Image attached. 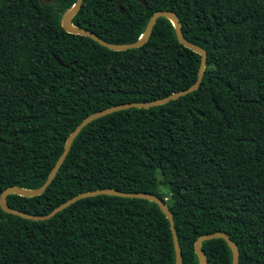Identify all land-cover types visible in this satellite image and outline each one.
<instances>
[{
  "label": "trees",
  "instance_id": "1",
  "mask_svg": "<svg viewBox=\"0 0 264 264\" xmlns=\"http://www.w3.org/2000/svg\"><path fill=\"white\" fill-rule=\"evenodd\" d=\"M47 1L0 0V194L42 186L89 115L186 90L198 74L200 56L167 19L140 48L115 52L62 29L76 0ZM118 1L82 0L72 24L128 44L152 14L171 11L206 52L200 86L90 122L44 193L9 195L7 205L42 216L88 191L155 194L173 216L182 264H199L194 243L215 232L236 244L239 264H264V0H122L123 14ZM201 248L208 264H232L223 240ZM174 263L169 222L147 200L85 198L46 221L0 208V264Z\"/></svg>",
  "mask_w": 264,
  "mask_h": 264
},
{
  "label": "water",
  "instance_id": "2",
  "mask_svg": "<svg viewBox=\"0 0 264 264\" xmlns=\"http://www.w3.org/2000/svg\"><path fill=\"white\" fill-rule=\"evenodd\" d=\"M136 1L139 2L140 4H142L144 7H146V4L144 3V1H142V0H136ZM121 2H122V0L118 1V9H119L120 13L123 14V10L121 8ZM43 3L48 4V1L42 0L41 4H43ZM81 5H82V0H76L74 5L72 6V8L62 16V18H61L62 29L69 34L80 35V36L90 38L91 40H93L94 42L99 44L100 46L107 48L111 51H115V52L140 48L141 46H143L148 41V39L151 35V32H152L153 26L155 25L156 21L159 18H164V19L169 20L174 27L177 42L179 44H181L183 47L188 48L189 50H191L192 52H194L200 56V65H199L196 81L193 85H191L186 90H182L179 92L172 93L169 96H166L162 99H158V100H154V101H150V102L120 104V105L109 107V108H106L104 110H101V111H98L96 113L89 115L84 120H82V122L79 125H77L76 128L67 137L65 144H64V147H63V151H62L61 155L58 157L57 161L55 162L53 168L49 172L44 184L42 186H40L39 188L34 189V190H27V189L18 188L15 186L7 187L0 194V208L3 212L18 216L22 219L31 220V221H46V220L51 219L57 213L66 209L67 207H69L71 204H73V203H75L81 199H85V198L96 197V196H100V195H106V196H116V197H121V198H134V199L147 200L149 202L156 204L159 207L160 211L163 213V215L168 220L169 225H170V230L172 233L173 247H174V253H175V263L174 264H182V253H181V249H180L177 237H176L173 216H172L171 212L168 210L165 202L163 200H161L155 194L140 193V192L124 193V192H120L118 190H112V189H101V190L88 191V192H84V193L78 194V195L70 198L69 200L65 201L64 203L60 204L58 207L53 209L50 213H48L46 215H42V216L31 215V214H27L25 212H21L18 210L11 209L6 203V197L9 195H18V196L27 197V198L42 195L45 192L46 188L50 185L52 180L55 178L59 168L61 167L66 156L69 153L70 147H71L74 139L77 137V135L80 133V131L86 125H88L90 122H92L96 119H99L101 117H104L106 115H109L111 113L130 109V108L148 109V108L157 107V106L167 104L170 101L177 100L180 97H183V96L197 90L201 84V81H202V78L204 75V71H205V66H206V58H207L206 52L202 48H200L194 44H191L184 39V37L182 35V27H181L180 21H179L178 17L176 16V14H174L173 12L163 10V11H158V12L152 14L151 17L149 18L146 26H145V29H144L142 36L137 41H135L133 43H128V44H113V43H109V42H106V41L98 38L95 34H93L92 32H90L86 29L76 27L72 24V19L77 14L79 9L81 8ZM215 239H221L226 243L227 247L229 248V250L231 252L232 264H239V250H238L236 244L229 239V237L226 233H222V232H215L212 234H206V235L199 237L195 241L194 253L196 255L198 263L199 264H208L206 257H205V254L201 248L202 243L205 241L215 240Z\"/></svg>",
  "mask_w": 264,
  "mask_h": 264
},
{
  "label": "rangeland",
  "instance_id": "3",
  "mask_svg": "<svg viewBox=\"0 0 264 264\" xmlns=\"http://www.w3.org/2000/svg\"><path fill=\"white\" fill-rule=\"evenodd\" d=\"M158 187H159V191L163 192L166 195L168 194V188H167V185L164 182L159 181Z\"/></svg>",
  "mask_w": 264,
  "mask_h": 264
}]
</instances>
